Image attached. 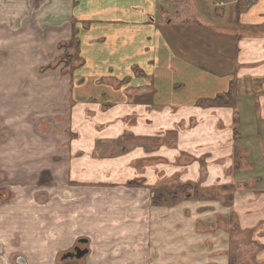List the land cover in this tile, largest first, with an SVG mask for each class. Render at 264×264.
<instances>
[{
  "label": "crops",
  "instance_id": "1",
  "mask_svg": "<svg viewBox=\"0 0 264 264\" xmlns=\"http://www.w3.org/2000/svg\"><path fill=\"white\" fill-rule=\"evenodd\" d=\"M179 2L0 0L1 31L23 42L13 58L54 62L74 36L83 64L55 75L69 134L42 183L0 208V264H55L60 225L86 234L92 264H229L232 217L248 264H264V0H190L191 21ZM107 76L117 86L93 85Z\"/></svg>",
  "mask_w": 264,
  "mask_h": 264
},
{
  "label": "rangeland",
  "instance_id": "2",
  "mask_svg": "<svg viewBox=\"0 0 264 264\" xmlns=\"http://www.w3.org/2000/svg\"><path fill=\"white\" fill-rule=\"evenodd\" d=\"M181 1L178 3V10L183 16L181 19L191 21L193 3L190 0ZM225 2L227 3L229 0H216V11L226 8ZM76 5H79V0H76ZM189 11L191 14H188ZM179 18L175 21H180ZM2 19L5 20V18L0 17V21ZM75 20L76 22L80 21L83 28V19L77 16ZM150 20L153 23L155 22L153 17ZM12 21L15 22L16 19L12 18L7 26L14 27L15 23L12 24ZM234 22V19L230 20L232 26L235 24ZM1 25L6 24L0 23ZM2 29L4 28L0 27V208L22 196L20 188L22 185L28 187L35 184V182H37L36 185L42 183L40 177L44 175L49 150H52L54 144L69 134V130L64 123H60L65 122L64 118L66 116L64 113L58 114L57 112L58 108L60 110L65 109L64 83L55 78V75L57 73L61 78H64L67 74L83 68V64L79 62L80 55L78 53L80 48L77 40L71 39L58 45L57 49L61 53L60 57L54 62L45 65L43 63L25 65L20 59L13 58L17 55L16 52H20L23 42L15 39L17 34H15L14 29H12V33H4L1 31ZM234 31L235 28L233 27L231 32ZM230 52L233 58L235 48L231 44ZM233 68L232 65V69L230 67L232 73ZM115 80L116 78L107 76L93 85L99 86L100 83L104 86H110L111 84L117 86L114 83ZM128 84L130 85L129 82L124 83L126 86ZM55 92L61 96L57 95L55 98ZM233 100L235 101V99H232V102ZM61 143L66 142L62 141ZM7 175L19 176L10 178ZM44 179L46 181V178ZM188 191L189 189L184 188L183 195ZM39 192L40 196L45 195L47 197L48 195L47 190H39ZM53 196L56 199L57 207H60L59 209L65 206V198H62V193L57 192ZM40 201L46 200L40 199ZM71 205L77 208L80 205L79 196L75 193L72 194ZM73 217L76 216L73 215ZM228 221L229 226L226 225V232L230 233V249L233 255L228 258L229 264H248L245 254L252 249L250 239L245 235L241 237L238 234L233 217ZM58 228L61 229L60 233H58ZM55 236L57 238L55 264H92L93 259L87 257L81 261H61L64 253L72 251L78 245V239L86 237L85 233L76 231L69 234L67 228L60 225L56 228ZM82 248H87V246H82Z\"/></svg>",
  "mask_w": 264,
  "mask_h": 264
},
{
  "label": "water",
  "instance_id": "3",
  "mask_svg": "<svg viewBox=\"0 0 264 264\" xmlns=\"http://www.w3.org/2000/svg\"><path fill=\"white\" fill-rule=\"evenodd\" d=\"M77 244L78 245L75 246L72 251H68L62 255L61 261H81L88 255V249L82 248V246H86L88 244V241L86 239H79Z\"/></svg>",
  "mask_w": 264,
  "mask_h": 264
},
{
  "label": "trees",
  "instance_id": "4",
  "mask_svg": "<svg viewBox=\"0 0 264 264\" xmlns=\"http://www.w3.org/2000/svg\"><path fill=\"white\" fill-rule=\"evenodd\" d=\"M73 40L75 41V37L73 36ZM73 42V41H71ZM64 49H66V47H64ZM202 104H207L210 106H229L232 104V98L230 97V95L227 96H220V97H216L215 99L212 100H204L201 102ZM163 199H165L164 194L161 193H156L154 196V202L158 203L163 201Z\"/></svg>",
  "mask_w": 264,
  "mask_h": 264
},
{
  "label": "flooded vegetation",
  "instance_id": "5",
  "mask_svg": "<svg viewBox=\"0 0 264 264\" xmlns=\"http://www.w3.org/2000/svg\"><path fill=\"white\" fill-rule=\"evenodd\" d=\"M249 2H250V0H249Z\"/></svg>",
  "mask_w": 264,
  "mask_h": 264
}]
</instances>
